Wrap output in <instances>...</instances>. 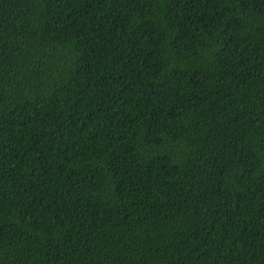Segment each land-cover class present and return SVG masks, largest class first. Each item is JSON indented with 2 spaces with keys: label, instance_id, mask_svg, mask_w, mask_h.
Listing matches in <instances>:
<instances>
[{
  "label": "trees",
  "instance_id": "16d2710c",
  "mask_svg": "<svg viewBox=\"0 0 264 264\" xmlns=\"http://www.w3.org/2000/svg\"><path fill=\"white\" fill-rule=\"evenodd\" d=\"M0 264H264V0H0Z\"/></svg>",
  "mask_w": 264,
  "mask_h": 264
}]
</instances>
